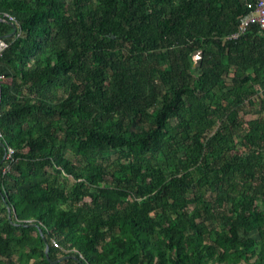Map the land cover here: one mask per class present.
Masks as SVG:
<instances>
[{"label": "trees", "instance_id": "trees-1", "mask_svg": "<svg viewBox=\"0 0 264 264\" xmlns=\"http://www.w3.org/2000/svg\"><path fill=\"white\" fill-rule=\"evenodd\" d=\"M255 4L0 0V264H264Z\"/></svg>", "mask_w": 264, "mask_h": 264}, {"label": "built area", "instance_id": "built-area-1", "mask_svg": "<svg viewBox=\"0 0 264 264\" xmlns=\"http://www.w3.org/2000/svg\"><path fill=\"white\" fill-rule=\"evenodd\" d=\"M4 18H9L11 23L16 24L14 18L5 15ZM252 24H257L260 30V33L264 34V0H256L255 10L248 16L242 17L239 20V31L233 35V38H238L240 35L246 33L248 27ZM7 48V44L0 40V54ZM198 59V57L196 58ZM4 77L0 75V80H3ZM259 95L263 94V91L260 88H257ZM1 101V98H0ZM0 138L2 136L0 135ZM5 166L3 168V173L6 174L10 171L12 165L15 163L14 150L12 148H6V153L4 157ZM52 244L55 248H60L59 244L53 239ZM244 264V263H241Z\"/></svg>", "mask_w": 264, "mask_h": 264}, {"label": "rangeland", "instance_id": "rangeland-1", "mask_svg": "<svg viewBox=\"0 0 264 264\" xmlns=\"http://www.w3.org/2000/svg\"><path fill=\"white\" fill-rule=\"evenodd\" d=\"M253 118H256L255 115H252L251 113L247 114L246 116V120H252ZM235 146L237 145V149H238V146H239V139L237 137H235ZM260 203V202H259ZM260 205V204H259ZM261 208L264 210V207L261 206Z\"/></svg>", "mask_w": 264, "mask_h": 264}, {"label": "water", "instance_id": "water-1", "mask_svg": "<svg viewBox=\"0 0 264 264\" xmlns=\"http://www.w3.org/2000/svg\"><path fill=\"white\" fill-rule=\"evenodd\" d=\"M10 26L13 28L12 36L16 35V33H17V26H16V24L10 23ZM48 250H49V248L47 247V249H46V255L47 256H48ZM55 263H58V262H55Z\"/></svg>", "mask_w": 264, "mask_h": 264}, {"label": "crops", "instance_id": "crops-1", "mask_svg": "<svg viewBox=\"0 0 264 264\" xmlns=\"http://www.w3.org/2000/svg\"><path fill=\"white\" fill-rule=\"evenodd\" d=\"M240 235H242V234H240ZM249 237L254 238V239H256V240H259V239H260V236H259L258 231H254V232H252V233L249 235Z\"/></svg>", "mask_w": 264, "mask_h": 264}]
</instances>
